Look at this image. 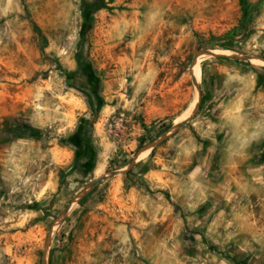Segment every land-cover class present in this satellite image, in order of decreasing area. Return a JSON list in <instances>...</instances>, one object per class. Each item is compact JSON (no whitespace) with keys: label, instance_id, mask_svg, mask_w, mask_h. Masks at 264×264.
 Here are the masks:
<instances>
[{"label":"rangeland","instance_id":"374dc122","mask_svg":"<svg viewBox=\"0 0 264 264\" xmlns=\"http://www.w3.org/2000/svg\"><path fill=\"white\" fill-rule=\"evenodd\" d=\"M93 1L0 0V264H264V0Z\"/></svg>","mask_w":264,"mask_h":264},{"label":"trees","instance_id":"16d2710c","mask_svg":"<svg viewBox=\"0 0 264 264\" xmlns=\"http://www.w3.org/2000/svg\"><path fill=\"white\" fill-rule=\"evenodd\" d=\"M244 2V0H242ZM107 7V2L106 0H94L93 2H85L83 4V10H84V13H85V16H86V19L89 23H91L93 21V17H94V14L96 12H98L99 10L103 9ZM35 30L36 32L45 39V36H44V33L42 32V30L37 27L35 25ZM216 57H219V58H232V57H229V56H226V55H216ZM67 76H71V73H66ZM87 98H88V102H89V105L91 107V110H92V114H93V120H92V126L93 124L96 122V120L99 118V114L104 106V101L99 93V90L98 88H95L94 89V92L93 94H88L87 95ZM204 100V97L202 96L201 94V103L203 102ZM20 127V126H19ZM144 143H141V146L140 148L143 146ZM139 153V151H138ZM130 168L126 171V175H130L133 173L134 169L137 167V163H136V158H133L131 161H130Z\"/></svg>","mask_w":264,"mask_h":264},{"label":"water","instance_id":"95a60500","mask_svg":"<svg viewBox=\"0 0 264 264\" xmlns=\"http://www.w3.org/2000/svg\"><path fill=\"white\" fill-rule=\"evenodd\" d=\"M246 59L248 60H253V59H260L259 57H256V56H246ZM185 123H182V125H184ZM131 166V165H130ZM118 174V172H114L113 175H116ZM104 178H100V179H97L96 181H94L92 183V188H95L97 185H99L102 181H103Z\"/></svg>","mask_w":264,"mask_h":264},{"label":"bare ground","instance_id":"6f19581e","mask_svg":"<svg viewBox=\"0 0 264 264\" xmlns=\"http://www.w3.org/2000/svg\"><path fill=\"white\" fill-rule=\"evenodd\" d=\"M192 72H193V70H192ZM198 75H199V73H198Z\"/></svg>","mask_w":264,"mask_h":264}]
</instances>
